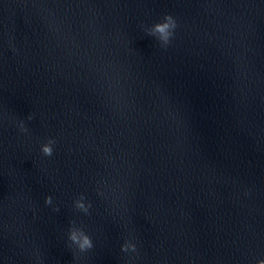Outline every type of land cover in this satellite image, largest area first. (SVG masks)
Returning <instances> with one entry per match:
<instances>
[{"label":"water","instance_id":"1","mask_svg":"<svg viewBox=\"0 0 264 264\" xmlns=\"http://www.w3.org/2000/svg\"><path fill=\"white\" fill-rule=\"evenodd\" d=\"M260 260L264 0H0V264Z\"/></svg>","mask_w":264,"mask_h":264},{"label":"clouds","instance_id":"2","mask_svg":"<svg viewBox=\"0 0 264 264\" xmlns=\"http://www.w3.org/2000/svg\"><path fill=\"white\" fill-rule=\"evenodd\" d=\"M176 27H177V22L173 18V16L169 14H165L160 22L155 23L151 27L146 28L145 32L149 36L154 37L158 41L161 47H167L174 35V29ZM28 119L31 120L32 116L30 115ZM18 127L21 132H27V128L25 127L23 121L19 122ZM54 144L55 141L49 139L47 143L41 145L42 154L44 156H51L53 153ZM83 200L84 197L81 196L79 199H77L74 202V206L76 209L84 212L85 214H88V209L91 205L90 204L86 205L83 202ZM44 203L45 205L52 204V197L51 196L45 197ZM53 210L58 211L57 208H54ZM67 239L70 242L69 245L70 247L73 245L75 246L76 252L84 253L93 248V243L91 238L80 227L70 226L68 229ZM136 250H137L136 245L130 241H125V243L121 245L122 252H136ZM257 264H264V260L258 261Z\"/></svg>","mask_w":264,"mask_h":264}]
</instances>
